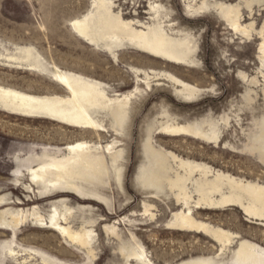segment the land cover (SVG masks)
Listing matches in <instances>:
<instances>
[{
  "label": "rangeland",
  "instance_id": "obj_1",
  "mask_svg": "<svg viewBox=\"0 0 264 264\" xmlns=\"http://www.w3.org/2000/svg\"><path fill=\"white\" fill-rule=\"evenodd\" d=\"M94 1L0 0V87L37 97L64 96L48 75L26 71L24 64L18 67L10 60H22L23 51L32 50L49 69L99 84L111 98L140 90L129 106L121 146L115 149L122 153L118 182L104 170L110 168L107 149L118 141L107 118H100L105 130L97 133L0 110V264H136L122 259L120 248L140 251L147 264H243L241 246L246 253L264 256V221L246 220L236 208H192L198 222L237 236L219 253L218 245L204 235L168 230L167 222L182 206L169 192L148 198L153 191L137 182L148 127L170 122L205 130L215 125L220 141L158 135L154 127L150 142L156 150L210 170L209 181L220 175L264 186V162L251 151L264 117V67L258 60L264 0H206L238 8L240 26H252L248 38L231 30L214 10L196 11L202 0H107L124 21L148 26L156 23L150 5L160 6L163 29L195 46V64L188 67L127 44L113 55L80 39L70 22L94 13ZM146 76L149 88L137 82ZM167 76L199 90L194 99L177 95L180 88ZM100 159L98 170L93 166ZM95 184L108 186L103 195L110 208L93 195L90 187ZM144 205L153 219L143 215ZM59 227L84 232L83 239L92 242L90 253L63 240ZM107 227H115L119 239L107 235Z\"/></svg>",
  "mask_w": 264,
  "mask_h": 264
},
{
  "label": "bare ground",
  "instance_id": "obj_2",
  "mask_svg": "<svg viewBox=\"0 0 264 264\" xmlns=\"http://www.w3.org/2000/svg\"><path fill=\"white\" fill-rule=\"evenodd\" d=\"M92 6L96 8L94 13H89L83 18L70 22V26L80 39L100 46L113 55L117 48L127 44L131 48L143 50L178 66L188 67L195 64V46H191L188 38H175L163 29L159 16L160 6L150 5L149 8V12L152 13L151 21L156 22L154 26H148L146 23L139 22V20L124 21L120 18V13H113V5L107 0H95ZM211 9L220 16L227 26H230L231 30L242 33L246 38L251 36L252 26H240V11L238 8L224 5L213 6L208 1L202 0V4L196 11L204 12ZM262 30H264V24ZM261 35L263 42L258 49V60L259 64L264 67V34ZM23 55L24 59L22 60H10L16 61L15 64L18 67H22L24 64L26 71L39 73L43 76L48 75L50 81L63 91L64 96L61 94H48L37 97L27 92L12 89V87H0V110L10 116L38 120L47 119L51 122L97 133L105 130L104 122L101 119L107 118L111 122L110 127L114 133L113 135L116 136L118 141L116 140L107 149L111 169L108 167L104 170L105 172L108 171L107 174L110 178L111 174H114L118 182L121 177L119 159L122 153L120 150L115 151V149L121 146L120 138L123 137L129 123L128 120H130L129 106L136 100L140 90L136 88L133 92L111 98L107 96L108 94L99 84L60 72L56 67H53L54 70L49 69L38 59V56H35L32 50H24ZM134 72L139 73L137 70ZM166 79L180 88L176 93L179 96L181 95L183 99H194L195 94L199 91L172 76H167ZM147 80L148 77L146 76V78L137 82L149 88L150 83ZM154 127H157L158 135L184 136L208 143L220 141V130L215 125H211L208 130H205L197 124L180 125L170 122H160L148 127L143 146L145 164L138 171L137 182L144 190L153 191V195L148 198L155 199L160 194L166 196V192H169L176 202L182 206L183 209L175 213L167 222L166 228L168 230L204 235L217 244L220 248L219 253H222L234 244L237 236L220 228L212 227L207 223L198 222L193 215V209L223 210L236 208L246 220L264 221V186L235 182L220 175H212V179L209 181L210 170L179 161L173 155L165 154L151 146L150 132ZM102 140H105V138H102ZM253 142H255V145H253L251 151L257 153L264 162V117L260 134ZM170 160L174 166L170 164ZM102 162V159L97 160L93 167L98 170L102 169ZM196 172H199L197 180L194 177ZM102 182H104V179L99 180V183ZM116 184L118 185V183ZM106 187L108 188V186ZM106 187L95 184L90 188L93 195H98V200H101L103 206L110 208L109 200H106V196L103 195ZM192 195L197 196V199L193 201ZM191 203L194 206H191ZM148 208L149 206L144 205L143 215H149L153 219L154 215L149 213L148 210L150 209ZM58 232L67 243L86 248L90 253L92 242L83 239L86 237L84 232L77 234L62 227H59ZM105 232L107 235H113L119 239L118 234H115V227H107ZM246 248V246H241L238 250L239 255H245L241 258L243 264H264V256L255 252L246 253ZM118 251L117 254L127 261L135 260L136 264H147L148 262L140 251L132 250L129 252L124 248H120Z\"/></svg>",
  "mask_w": 264,
  "mask_h": 264
}]
</instances>
